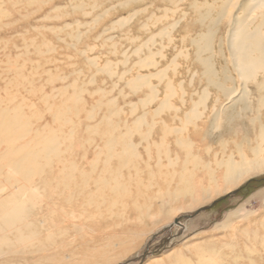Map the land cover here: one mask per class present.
<instances>
[{
	"label": "rangeland",
	"instance_id": "1",
	"mask_svg": "<svg viewBox=\"0 0 264 264\" xmlns=\"http://www.w3.org/2000/svg\"><path fill=\"white\" fill-rule=\"evenodd\" d=\"M247 2L0 0V264H264V170L212 194L218 143L260 144L250 113L214 117L218 84L254 103L264 80L236 68L234 33L264 40Z\"/></svg>",
	"mask_w": 264,
	"mask_h": 264
},
{
	"label": "bare ground",
	"instance_id": "2",
	"mask_svg": "<svg viewBox=\"0 0 264 264\" xmlns=\"http://www.w3.org/2000/svg\"><path fill=\"white\" fill-rule=\"evenodd\" d=\"M259 1L260 0H248L247 5L254 2L258 3ZM236 32L234 33L235 41H232L234 42V44L238 45L239 60L237 62L236 68L240 75L239 77L242 78L241 80L247 82L249 81V79L255 78L256 75L264 71V44L262 43L264 40L262 41V39H260L258 35L250 36V33L246 32L245 30H241V31L237 30ZM245 39L254 43L253 48L251 50V52L255 54L254 58L253 56L252 58L247 57L248 50L246 48H243L245 47L244 45ZM235 51H236V46H234L232 52L234 53ZM248 55L250 56V54ZM246 60H248V62H245ZM223 81L232 82V80H224V79ZM216 87L220 94L217 103L221 98L226 100L227 103L226 105H223L220 110H218V113L216 112V114H214L216 120H219L218 118H220L221 114L225 113L226 111H229L228 112L229 115L231 114L230 118H225L226 121L227 119L234 121L235 120L234 118L236 117H241L242 119H244L246 115H244L243 117V115L241 114L250 113L251 117L248 118V123L252 125L250 126V128H252L251 130H253V132L256 133L258 132V140L260 141V144H258V146L251 147L252 145L251 143H249L248 138L242 137L243 134L238 135L237 133L235 134V136L231 137L233 139L228 145L226 144L225 141L224 144L221 145L222 141H220V138L219 140H217L218 142L220 141L218 144L219 147L221 148L220 151L223 154V156L221 157L223 176H222V185L219 186L221 188L220 189H217L219 187L215 188L212 193L213 195L218 194L229 188H232L238 185L239 183L243 182L245 179L250 178L264 170V147H261V145L264 143V116L262 115L261 110L259 109L255 111L252 110L264 106V80L261 81L260 83L258 82L255 86L256 94H257L256 96H258V100L254 102L255 104L252 102L251 100L252 98H250L249 90L246 88V83L242 85L243 96L242 95L237 96V93H234L235 89L234 88L230 89L226 87L225 83L218 84ZM215 109L217 108L215 107ZM234 114H237V116L233 117ZM257 124L260 125L258 126ZM190 134L188 136L189 149L195 145V142L191 139ZM209 139L210 138L208 139L204 138L202 140L206 141ZM179 141L180 140H178V142ZM245 145L248 146L246 148H243ZM228 147H230L229 149L231 151H226ZM225 152H228L229 154L227 155ZM248 154H250V156ZM11 178H13V175L9 174L7 176V181L10 180ZM4 181H6V178L5 177L2 178V175H0V187L9 188L10 190L12 184H10V186L8 187L7 182ZM20 187L23 190L25 189V185H20ZM31 196H32L31 193L25 192L23 194L24 199H22L19 206L31 205V201H30ZM17 208L18 207H15L14 214L16 213ZM15 217L17 216L15 215ZM1 218H3L6 224V212L3 213V210L2 212L0 211V219ZM6 226L9 227L8 223L6 224ZM8 229L9 228L6 229V232L8 231Z\"/></svg>",
	"mask_w": 264,
	"mask_h": 264
},
{
	"label": "crops",
	"instance_id": "3",
	"mask_svg": "<svg viewBox=\"0 0 264 264\" xmlns=\"http://www.w3.org/2000/svg\"><path fill=\"white\" fill-rule=\"evenodd\" d=\"M223 16H221V17H218V19L216 20V21H214L213 23H211V29L213 30L214 28H221L222 27V24H223V19L221 20V18H222ZM217 32L218 31H215V35H214V41H213V43H212V50L214 49V44L217 42V37L219 36V34H217ZM222 40H223V43H222ZM226 42H229V39H228V37H227V41L226 40H224V39H221L220 40V43H221V47H220V50H222L223 49V44L224 43H226ZM241 213H243V208H240V215H241ZM236 216H237V213H232V212H230L222 221L223 222H221V223H219L218 224V227H217V230L216 231H222V232H224V233H226V232H228V231H232L233 230V227H234V223H235V218H236ZM232 218V219H231ZM239 219L240 218H242V217H238ZM228 219H229V221H231L232 222V224L226 229V230H224L223 229V227L222 226H226V222L228 221ZM225 223V224H224ZM227 225H229V224H227ZM182 230H184V228L182 229ZM185 230H187L188 231V227L187 226H185ZM186 232V231H185ZM236 232H234V235L232 236V237H236ZM237 241H236V238H234V240H232V244H231V242H229V245H233V249H230V250H228V251H231V250H236L237 249V247H238V243L236 244V246H235V243H236ZM226 245H228V244H225L223 247H224V249L225 248H227L226 247ZM192 248H193V250L195 249V248H200V247H195V246H192ZM203 248V247H202ZM227 249H229V248H227ZM203 251H207V250H205V249H202ZM209 250H218V249H209ZM198 251H195L194 250V253H196V255H194V257H197V255L199 254V253H197Z\"/></svg>",
	"mask_w": 264,
	"mask_h": 264
},
{
	"label": "water",
	"instance_id": "4",
	"mask_svg": "<svg viewBox=\"0 0 264 264\" xmlns=\"http://www.w3.org/2000/svg\"><path fill=\"white\" fill-rule=\"evenodd\" d=\"M236 192H237V190L234 191V192H231V193L227 194L225 197L222 198V200L225 199L227 196H229V195H231V194H235ZM219 201H220V200H218V201H216V202H219ZM204 210H205V209H204ZM174 225L179 226V227H181L182 229L184 228V226L180 223L179 219H175V220H174Z\"/></svg>",
	"mask_w": 264,
	"mask_h": 264
},
{
	"label": "trees",
	"instance_id": "5",
	"mask_svg": "<svg viewBox=\"0 0 264 264\" xmlns=\"http://www.w3.org/2000/svg\"><path fill=\"white\" fill-rule=\"evenodd\" d=\"M251 182H252V184H253V182H254V184L262 183L261 181H257V180H252ZM254 184H253V185H254ZM250 185H251V184H250ZM250 185H249V186H250ZM249 186H248V184H247V185H246V188L249 187ZM252 187H253V186H252ZM240 191H241V190H239L238 193H239Z\"/></svg>",
	"mask_w": 264,
	"mask_h": 264
}]
</instances>
